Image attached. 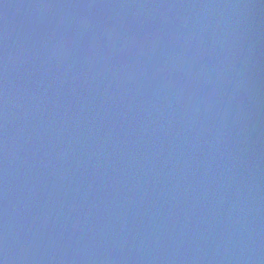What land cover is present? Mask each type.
<instances>
[{"label": "water", "instance_id": "obj_1", "mask_svg": "<svg viewBox=\"0 0 264 264\" xmlns=\"http://www.w3.org/2000/svg\"><path fill=\"white\" fill-rule=\"evenodd\" d=\"M0 264H264V0H0Z\"/></svg>", "mask_w": 264, "mask_h": 264}]
</instances>
